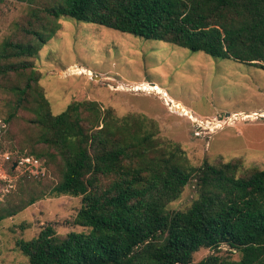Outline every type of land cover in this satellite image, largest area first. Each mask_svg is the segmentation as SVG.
Returning a JSON list of instances; mask_svg holds the SVG:
<instances>
[{"label":"trees","instance_id":"obj_1","mask_svg":"<svg viewBox=\"0 0 264 264\" xmlns=\"http://www.w3.org/2000/svg\"><path fill=\"white\" fill-rule=\"evenodd\" d=\"M42 11L23 28L28 39L2 42L0 73H27L11 88L14 108L33 112L38 141L54 150L31 153L60 158L51 193L82 197L75 221L88 231L60 237L44 226L17 242L26 264H264V169L239 158L194 166L156 136V122L96 100L54 114L30 60L68 17L264 69V0H62ZM191 180V204L170 209ZM223 243L239 259L219 254ZM201 247L217 252L193 261Z\"/></svg>","mask_w":264,"mask_h":264},{"label":"rangeland","instance_id":"obj_2","mask_svg":"<svg viewBox=\"0 0 264 264\" xmlns=\"http://www.w3.org/2000/svg\"><path fill=\"white\" fill-rule=\"evenodd\" d=\"M58 2L0 0V46L5 39H28L23 28ZM54 23L56 31L30 58L54 114L73 100H96L118 117L156 122V136L179 143L194 166L239 158L246 168L264 169V69L91 22L60 17ZM26 76L0 73V264H26L17 242L32 239L46 225L60 237L88 231L75 221L82 197L51 193L60 158L31 153L54 150L38 141L33 112L14 108L11 88L24 86ZM252 113L254 118L245 117ZM25 156L38 159V166L21 164ZM195 197L191 180L168 207L185 209ZM218 251L240 257L225 243ZM216 252L201 247L192 260Z\"/></svg>","mask_w":264,"mask_h":264},{"label":"built area","instance_id":"obj_3","mask_svg":"<svg viewBox=\"0 0 264 264\" xmlns=\"http://www.w3.org/2000/svg\"><path fill=\"white\" fill-rule=\"evenodd\" d=\"M21 164H30L32 166L37 167L38 166V159H36L34 156H25L22 157V159L20 160Z\"/></svg>","mask_w":264,"mask_h":264},{"label":"bare ground","instance_id":"obj_4","mask_svg":"<svg viewBox=\"0 0 264 264\" xmlns=\"http://www.w3.org/2000/svg\"><path fill=\"white\" fill-rule=\"evenodd\" d=\"M261 114H264V112H262ZM253 115H255V113H252L251 115H249V114H248V115H245V117H252V118H254ZM230 117H231V116H230ZM229 119H230V118H229ZM195 120H196V119H195ZM206 128H207V127H206Z\"/></svg>","mask_w":264,"mask_h":264},{"label":"water","instance_id":"obj_5","mask_svg":"<svg viewBox=\"0 0 264 264\" xmlns=\"http://www.w3.org/2000/svg\"><path fill=\"white\" fill-rule=\"evenodd\" d=\"M15 165H16V162L13 163V168L15 167Z\"/></svg>","mask_w":264,"mask_h":264},{"label":"crops","instance_id":"obj_6","mask_svg":"<svg viewBox=\"0 0 264 264\" xmlns=\"http://www.w3.org/2000/svg\"><path fill=\"white\" fill-rule=\"evenodd\" d=\"M164 89V88H163ZM166 91V89H164Z\"/></svg>","mask_w":264,"mask_h":264}]
</instances>
